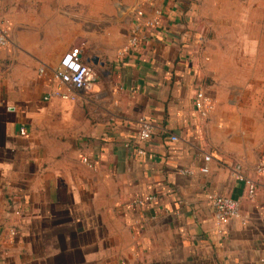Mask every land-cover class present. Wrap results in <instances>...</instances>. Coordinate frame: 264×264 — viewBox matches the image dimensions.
<instances>
[{"label": "crops", "instance_id": "0c3cea01", "mask_svg": "<svg viewBox=\"0 0 264 264\" xmlns=\"http://www.w3.org/2000/svg\"><path fill=\"white\" fill-rule=\"evenodd\" d=\"M238 1L0 0V264H264V7ZM74 46L86 92L55 76ZM213 193L241 203L223 231Z\"/></svg>", "mask_w": 264, "mask_h": 264}, {"label": "built area", "instance_id": "2783aa9c", "mask_svg": "<svg viewBox=\"0 0 264 264\" xmlns=\"http://www.w3.org/2000/svg\"><path fill=\"white\" fill-rule=\"evenodd\" d=\"M144 1L149 2V0ZM138 15H144V11L142 9L138 10ZM159 24V19H156L153 22L149 23L150 26H156ZM136 32L130 40L129 47H135L139 43ZM8 44V32L0 25V47H7ZM40 71L44 72L45 70L44 68H42ZM55 76L62 84L66 85L69 90H73L76 92H86L93 87L96 74L92 66L82 60L81 48L79 46H74L69 49L61 58L60 66L56 71ZM62 97L69 98L71 97V95L69 93H62ZM195 106L199 113H201V115H203L204 117H208L211 110L213 109L212 98L208 96L204 91L200 90L196 94ZM153 130L154 128L150 120L146 118H141L139 120L138 138L140 141L146 142L150 140L153 134ZM26 132L27 131L25 128L21 129V134L25 135ZM171 139L173 141H177L179 140V136L173 134L171 136ZM140 153H144V151L140 150ZM84 160L85 162H88V159L85 158ZM204 160L205 165L200 170L202 173H209L212 156L210 154H205ZM256 172L258 176H264V164L259 165ZM232 175L236 180L245 184L246 196L250 200H254L258 192V179L244 173L240 165H236L232 169ZM155 199L156 196L148 195L139 199L138 202L139 204H144L147 201H153ZM209 199L214 208L215 222L221 228V231H223L222 226L229 219L242 218L241 203L239 200L218 193L211 194L209 196ZM9 212L19 216L22 214V209L19 207H13ZM10 232L14 235L16 233V229L12 228L10 229Z\"/></svg>", "mask_w": 264, "mask_h": 264}, {"label": "rangeland", "instance_id": "374dc122", "mask_svg": "<svg viewBox=\"0 0 264 264\" xmlns=\"http://www.w3.org/2000/svg\"><path fill=\"white\" fill-rule=\"evenodd\" d=\"M191 3H195L199 8L198 11H206V13H210V11L215 10V5L218 0H190ZM254 2L258 5H262L264 7V0H239L238 3L241 5V9L246 8L249 2ZM244 5V6H242Z\"/></svg>", "mask_w": 264, "mask_h": 264}]
</instances>
